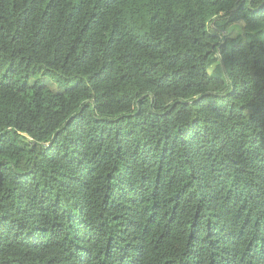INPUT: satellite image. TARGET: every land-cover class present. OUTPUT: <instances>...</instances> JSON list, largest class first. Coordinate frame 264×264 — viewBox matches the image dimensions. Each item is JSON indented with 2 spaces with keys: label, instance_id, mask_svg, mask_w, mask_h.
<instances>
[{
  "label": "trees",
  "instance_id": "1",
  "mask_svg": "<svg viewBox=\"0 0 264 264\" xmlns=\"http://www.w3.org/2000/svg\"><path fill=\"white\" fill-rule=\"evenodd\" d=\"M0 264H264V0H0Z\"/></svg>",
  "mask_w": 264,
  "mask_h": 264
}]
</instances>
